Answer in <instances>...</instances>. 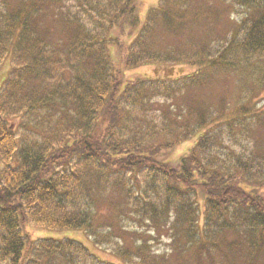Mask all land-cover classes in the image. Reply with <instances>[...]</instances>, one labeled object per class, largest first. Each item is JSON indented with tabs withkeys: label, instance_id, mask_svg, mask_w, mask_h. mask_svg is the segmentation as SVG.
<instances>
[{
	"label": "trees",
	"instance_id": "obj_1",
	"mask_svg": "<svg viewBox=\"0 0 264 264\" xmlns=\"http://www.w3.org/2000/svg\"><path fill=\"white\" fill-rule=\"evenodd\" d=\"M7 58L1 264H77L78 242L36 240L24 225L98 236L105 201L110 228L133 211L169 234L168 253L146 239L121 248L133 264H264V0H0ZM181 64L195 69L174 87L157 76ZM140 66L155 77L126 75ZM161 94L171 102L153 121ZM225 129H246V151H208ZM192 139L178 159L159 158ZM139 174L156 197H137Z\"/></svg>",
	"mask_w": 264,
	"mask_h": 264
},
{
	"label": "rangeland",
	"instance_id": "obj_2",
	"mask_svg": "<svg viewBox=\"0 0 264 264\" xmlns=\"http://www.w3.org/2000/svg\"><path fill=\"white\" fill-rule=\"evenodd\" d=\"M142 5H144L145 9L149 6L156 5L160 0H139ZM223 23H226L223 21ZM11 67V60L5 59L0 64V88L7 77L9 70ZM170 69V68H169ZM195 67L190 64H181L172 66L170 71L162 73L163 70L159 69L157 75L158 77L164 78L167 76V73H171V77L167 78V82L171 85H176L182 82V79L185 75H188L194 71ZM127 76L131 75L133 77H139L141 79H147L155 77V73L152 66H140L133 70H130ZM169 80V81H168ZM211 85V84H210ZM221 85L214 84L211 86L214 90V94L217 97V92ZM264 99V93L262 95ZM153 102L152 109L146 113L148 118H151L153 121H159L161 113L160 106L164 103H170L171 98L166 97L164 94L157 95L151 99ZM263 105V100L260 99L257 103V107ZM145 124V123H144ZM249 127H254V123H250ZM14 128V131L17 135L22 132V129L18 128L16 123L12 122L11 125ZM264 137V131L260 132ZM25 137V136H24ZM26 138V137H25ZM194 139L187 140L178 146H176L171 151L160 150L158 154L159 158H164L168 161H173L178 159L184 153L188 151V149L194 143ZM250 146V137L246 134V129L239 132L237 129L234 131H228L225 129L221 143H217L216 145H212L208 148L210 153L218 154L223 157L226 152L229 150H235L237 152H244L246 148ZM145 175L139 174L138 178L141 181V187L137 191V197L149 199L156 197V193L154 190L149 188V185L143 182ZM136 194V193H135ZM116 200H119L118 197H115ZM87 207H91V205H84ZM96 210V225L100 223L101 226H98L97 232H99L98 236L88 235L86 231L82 229H67V230H54V229H44L39 226H34L30 224L24 225V231L28 233L34 239H55V240H65L70 239L78 242L82 245L87 254L81 255L78 257L77 264H133L132 261L124 260L120 255L119 251L124 247H131L132 242L135 244L140 243L143 239L148 240V244L150 245V250L154 254H163L169 252V244L170 237L166 232V228L160 229V231H156L151 226V223L141 217L140 214H135L133 211L129 212L130 217L122 216L119 218V221L112 222L111 228L110 225L103 222L111 221V218L114 214L113 208L108 204V202L98 203L95 206ZM201 223V220H200ZM199 223V224H200ZM108 233V234H106ZM96 237L97 243L93 242V239ZM1 264V262H0Z\"/></svg>",
	"mask_w": 264,
	"mask_h": 264
}]
</instances>
